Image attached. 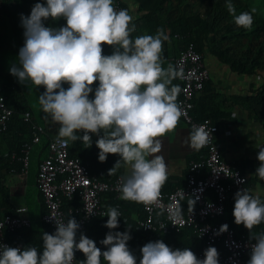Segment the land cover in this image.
Returning a JSON list of instances; mask_svg holds the SVG:
<instances>
[{
    "label": "clouds",
    "instance_id": "clouds-1",
    "mask_svg": "<svg viewBox=\"0 0 264 264\" xmlns=\"http://www.w3.org/2000/svg\"><path fill=\"white\" fill-rule=\"evenodd\" d=\"M226 6L238 26L252 25V11L235 14L232 0H226ZM61 17L66 25H45V20ZM132 19L127 9L114 6V0H37L29 15L21 14L24 44L19 64L9 71L20 83L44 86L38 99L43 111L59 123L58 143L80 139L90 146L95 133L100 161L109 153L119 154L109 175L121 161L131 166L130 174L122 177L120 198L148 205L157 202L167 179L165 159L155 154L162 147L158 137L172 130L182 114L177 102L181 89L172 84L180 73L171 64L162 66L163 43L168 40L165 30L132 37ZM103 43L113 46L111 54H102ZM94 81H98L95 87ZM189 137L191 146L199 149L208 142L209 130L203 124L193 125ZM257 159L261 163L256 174L264 179V145L259 146ZM234 200L235 223L251 230L264 222V200L259 196L243 189ZM106 216V227L116 229L118 209L110 206ZM55 222L54 233H43L42 251L0 243V264H72L76 250L86 256L82 264H101V256L108 264H137L127 244L128 231L106 233L100 241L107 246L102 251L83 232L77 239L80 224L75 217ZM227 228L221 225L220 232ZM253 237L256 242L247 264H264V232ZM141 252L139 264H220L215 246L205 249L203 259L190 248L173 249L163 240L148 242Z\"/></svg>",
    "mask_w": 264,
    "mask_h": 264
},
{
    "label": "crops",
    "instance_id": "crops-1",
    "mask_svg": "<svg viewBox=\"0 0 264 264\" xmlns=\"http://www.w3.org/2000/svg\"><path fill=\"white\" fill-rule=\"evenodd\" d=\"M36 2L37 0H2L0 3V83H3V89L6 90L4 95L8 97L18 94L29 108L28 112L32 115V122L46 127V135L43 137L42 142L33 148L27 174L22 173V164L18 161V157L21 155L22 144L32 140V130L14 124L7 133L0 132V219L6 215L16 217L24 215L29 219L31 224L29 228L6 233L8 241L21 243L23 248L28 246L26 235L30 230L36 232L44 230L42 216L45 208L37 187V174L40 163L48 156V143L50 140L58 138L59 129V123L52 120L51 115L45 113L39 103L38 97L44 91V86H37L31 81H25L24 84L20 83L17 77L9 71L14 63L19 64L18 53L24 44L25 37L24 28L21 24V14L29 15ZM40 2L46 3V0H40ZM117 2L122 3L133 18L130 22L135 25V30L130 33L132 37L155 34L158 28L165 30L168 35V40L163 43L162 51V66L165 68L169 64L174 66V59L183 48L182 39L179 35L174 36L170 25L174 26L180 20L183 21L196 15L204 16L205 14L202 0H182L180 3L174 1L166 4L163 11L148 16L140 11L136 0H114V6ZM147 17L149 19H145ZM45 25L64 26L66 25V19L63 17L58 19L49 18L45 20ZM112 51L113 46L103 43L102 54H111ZM202 53L205 56V65L210 79L205 90L196 99V110H207L210 117L206 119L219 127L216 142L223 157L247 175L249 193L264 200V179L256 174V168L261 163L257 159V153L259 146L264 145V129L247 110L237 105L234 99L235 97L247 95L253 87L259 86L262 80L256 76L243 75L233 71L229 66L220 62L207 48ZM96 84H98V81L93 82V87ZM172 84L178 85L176 78L172 80ZM64 86L67 87L68 85L65 84ZM92 95L94 93L90 94V97ZM196 110L195 114L198 118V111ZM23 118L24 115H21L20 119L24 120ZM189 133L190 130L187 124L179 118L172 130L158 137L162 141V147L161 151L155 155H162L167 165V179L160 187L161 190L164 189V192H171L178 187L185 186L189 163L203 160L206 156L203 147L195 149L191 146ZM82 134V131H78V135ZM91 136L92 144L90 146L80 139L68 140L74 157L85 163L88 162L94 174L107 182H114L118 177L130 174V164L121 161L117 171L109 175L108 169L112 168L120 159L119 154L109 153L105 161H100L98 159L100 149L95 143L98 136L95 133H91ZM234 197L232 196L228 203V218L234 217ZM183 204L186 209L193 206L190 201H184ZM110 206L116 207L121 214L118 217V227L109 229L105 223L99 221L107 220L108 217L106 216V218H98L93 221L84 233L95 242L98 241L96 244L103 245L100 241L105 238L106 233L109 231H128L131 239L127 244L134 254L136 252L133 247L149 236L159 237V240H163L169 246L173 244V249L187 247L194 253L203 250V242L197 238L194 232L193 234L198 240L193 246L187 243V241H191L190 235L182 240L183 243L178 242L177 245L173 242L172 237V240L167 239L170 234L177 236V234L189 229L180 232L167 230L158 233H143L140 231L137 222L145 217V213L142 205L137 202L124 200L118 198L115 194H111L105 203L107 211ZM20 208H26V212L19 213ZM95 222L96 224H93ZM234 225L236 229L233 228L236 230L237 235H246L254 239L253 236L257 229L252 228L250 230L242 223H235V220ZM33 240L39 241L42 240V237L35 236ZM179 241L181 240L179 239ZM106 247V245H103V248H99L103 251ZM216 248L218 252H224L222 246ZM84 259H86V256L81 252L79 255L80 264ZM101 264H108L103 256H101Z\"/></svg>",
    "mask_w": 264,
    "mask_h": 264
},
{
    "label": "built area",
    "instance_id": "built-area-1",
    "mask_svg": "<svg viewBox=\"0 0 264 264\" xmlns=\"http://www.w3.org/2000/svg\"><path fill=\"white\" fill-rule=\"evenodd\" d=\"M2 0H0L1 3ZM117 9L124 6L117 2ZM103 47V44H102ZM174 67L180 75L176 78L180 86L177 102L182 114L180 118L187 124L190 132L193 125H206L209 130L208 142L203 145L206 156L203 160L192 161L187 169L185 186L171 192L159 190L156 203L142 205L145 217L137 224L143 233H158L167 230L180 232L184 229L193 230L197 238L203 242V250L196 252L198 258H204V251L209 246H222L219 252L220 264H247L250 259L251 245L256 241L250 237L237 235L231 222L226 218L230 198L238 190L248 192L249 179L237 166L229 163L217 145L219 127L209 119L197 120L196 99L205 90L210 79L205 65V56L195 42H188L174 59ZM14 111L8 105L7 97L0 93V132L7 133ZM24 122L31 124L32 140L21 146L18 161L22 164V173L27 174L33 148L42 142L46 135L45 125L32 122L30 112L24 114ZM212 129V132H211ZM58 138L48 143V156L39 165L37 187L40 192L45 211L42 221L54 233L55 222H67L73 216L80 224L78 234L85 233L88 226L98 218H106L105 203L111 194L121 196L120 184L122 177L114 182L101 180L90 170L89 163L83 162L71 153L70 143L60 144ZM70 205L64 208V203ZM190 201L192 208H185L183 202ZM26 212L20 208L19 213ZM227 224L226 231L220 232V226ZM31 226L27 217L6 215L0 219V243L23 248L21 243H11L6 233L27 229ZM89 237V236H88ZM90 238V237H89ZM76 250L72 264H80Z\"/></svg>",
    "mask_w": 264,
    "mask_h": 264
},
{
    "label": "trees",
    "instance_id": "trees-1",
    "mask_svg": "<svg viewBox=\"0 0 264 264\" xmlns=\"http://www.w3.org/2000/svg\"><path fill=\"white\" fill-rule=\"evenodd\" d=\"M174 1L180 3L182 0H136L140 11L146 13L147 16L155 15L156 13L163 11V7L166 4ZM232 2L235 7V14H239L242 11H252L253 23L250 27L238 26L234 22V14L228 11L226 0H202V4L205 8L204 16H192L183 21L180 20L179 23L176 22V25L174 26H172V24L170 26L173 30L174 36L179 35L182 39L183 47L188 42H195L197 49L201 53L207 48L219 59L220 62L229 66L233 71L243 75L256 76L262 80V83L259 86L253 87L247 95L235 97L234 99L235 103L247 110L264 129V19L256 15L252 6L245 0H232ZM145 19H149V17ZM219 24L220 27L217 28V25ZM2 84L3 83H0V93L5 94L6 90L3 89ZM7 102L14 111L9 130L14 124L15 126L17 124L20 127L22 125L31 130V124L24 123V120L20 119L21 115H24L29 111V108L25 105L24 101L17 94L15 96H8ZM196 111H198L197 119L199 121H204L206 118L210 117L207 110ZM91 172L94 173L92 170ZM162 190L164 191V189ZM69 205L70 203L66 201L64 203V208H67ZM228 219L231 221V225L235 228V218L229 217ZM99 221H101V223L106 222V220ZM96 222L93 224H96ZM253 228L257 229L255 235L264 232V222L254 225ZM45 231L52 233L49 227L45 224L44 230L42 229L40 232L30 230L26 235L28 240L27 245L34 246L42 251L43 233ZM189 235L191 236V241H187V243H189L190 246H193L198 239L190 229L177 234V236L170 234L167 239H173V242L177 245L179 244L178 242L183 243L182 240L186 239ZM35 236L42 237V240L34 241L33 238ZM175 237L177 238L175 239ZM179 239L181 241H179ZM157 240H159V237L149 236L141 242L137 244L135 243V246L133 245L136 252V254H133L137 258V264H139V261L142 258L141 248L148 242H154ZM96 242L98 243V241ZM97 246L103 248V245L97 244ZM170 246L173 248V244ZM80 259L82 260L81 257Z\"/></svg>",
    "mask_w": 264,
    "mask_h": 264
},
{
    "label": "rangeland",
    "instance_id": "rangeland-1",
    "mask_svg": "<svg viewBox=\"0 0 264 264\" xmlns=\"http://www.w3.org/2000/svg\"><path fill=\"white\" fill-rule=\"evenodd\" d=\"M247 3H249L256 15L264 19V0H245ZM220 27V24L217 25V28Z\"/></svg>",
    "mask_w": 264,
    "mask_h": 264
}]
</instances>
